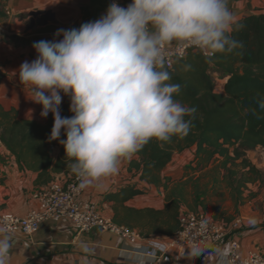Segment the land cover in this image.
Listing matches in <instances>:
<instances>
[{
    "label": "clouds",
    "instance_id": "1",
    "mask_svg": "<svg viewBox=\"0 0 264 264\" xmlns=\"http://www.w3.org/2000/svg\"><path fill=\"white\" fill-rule=\"evenodd\" d=\"M240 27L228 0L114 2L95 21L57 30L63 39L35 42L37 57L20 65L19 79L31 86L30 100L42 105L41 117L53 115L48 141L64 146L79 187L103 190L123 159L152 141L163 145L191 131L197 109L176 99L180 85L171 83L166 47H192L210 59L242 47L233 37ZM64 96L70 97V117L61 114ZM256 103L264 111V97ZM11 241L0 227V264H10ZM187 249L191 258L208 254L201 243ZM214 252L227 258L231 249Z\"/></svg>",
    "mask_w": 264,
    "mask_h": 264
},
{
    "label": "crops",
    "instance_id": "2",
    "mask_svg": "<svg viewBox=\"0 0 264 264\" xmlns=\"http://www.w3.org/2000/svg\"><path fill=\"white\" fill-rule=\"evenodd\" d=\"M131 2L132 0H125L123 7H127ZM109 5L108 0H0V70L2 71L0 72V103L5 108L15 107L21 118L46 123L51 113L47 118H42L40 115L43 110L42 105L30 100L31 86L21 83L18 73L20 65L25 61L31 62L36 59L37 53L33 48L35 42L63 39L62 36L55 35L57 30L79 28L83 23L95 21L106 14ZM228 5L235 11L237 19L255 13H264V0H228ZM6 8L11 11L10 15L7 14ZM35 12L39 14L35 16ZM220 80L224 89L226 79ZM67 97H63L62 103ZM30 110L33 111L30 113ZM60 146L59 142L55 145L53 150L55 158L60 156ZM186 150L190 159L183 163L182 168L171 167L174 163L173 158L162 171L163 182H166V179L171 180L169 189L181 179L189 178V175L184 176L186 174L184 166L194 158L195 147ZM136 157L134 155L131 159H123L119 173L104 180L103 190H97L95 187L86 188L79 199L95 201L103 214L112 219L117 211L124 216L129 208H164L169 190L167 191L164 185L158 186L141 179L140 174L130 168L131 160ZM248 157L264 171V147L250 151ZM211 167L203 170L204 175ZM192 175L193 173L190 174ZM198 175L199 173L197 177ZM36 176V173L28 169H21L16 156L2 145L0 147V209L24 216L34 208L37 205L34 193L42 187L35 183ZM72 177L74 176L70 171L55 174V179L67 180ZM222 177L221 182L225 184V188L218 184L219 177L215 178L217 184H211L209 181H203L200 174L197 183L202 190H207V194L202 198L205 200V207L200 205L192 209L185 205L182 211H203L226 221L227 224L241 218L242 227L237 230L230 228V233L224 240L208 247L207 255L202 254L197 258L186 256L180 261L174 256L166 255L153 264H223L225 258L216 255L214 249L223 248L225 245L230 247V240L233 237L242 243L244 252L250 249L264 252V183L260 181L248 183L247 189L239 195L226 181H223ZM191 183H194V180ZM131 184H135L136 188L143 192L124 202L107 198L110 192H117ZM192 186L193 184L190 186L191 193ZM146 218L144 215L141 220L146 221ZM123 224L127 225V223ZM132 228L137 231L141 229L140 226ZM11 234L10 264H138L139 260L143 259L132 254L131 250L135 244L128 240L100 229L79 233L74 222L67 217L43 221L38 231L32 235L19 231ZM171 236L152 232L146 236L141 235L139 244L150 243L162 250L167 246Z\"/></svg>",
    "mask_w": 264,
    "mask_h": 264
},
{
    "label": "trees",
    "instance_id": "3",
    "mask_svg": "<svg viewBox=\"0 0 264 264\" xmlns=\"http://www.w3.org/2000/svg\"><path fill=\"white\" fill-rule=\"evenodd\" d=\"M238 21L241 27L233 37L242 47L230 53H217L210 59L204 52L191 49L172 67L166 66L171 74V83L180 85L176 99L197 111L186 137H174L163 145L152 141L130 162V168L135 169L141 179L164 185L169 190L167 203L162 209L129 208L124 216L118 211L114 216L113 220L118 223L140 226L138 229L142 236L152 232L173 235L180 227V215L185 205L192 209L200 205L205 207L202 198L207 190H202L197 180L210 166L213 176L218 179L217 174L219 176L222 171L223 181L239 195L244 193L248 183H264V171L248 157L250 151L264 147V111L256 103L258 98L264 97V13L251 14ZM215 77L226 79L221 92L216 89ZM70 103V97L62 103V116L73 115ZM253 109L256 110L255 115ZM53 124L52 114L46 123H42L21 118L15 107L5 108L0 103V141L16 156L21 169L37 174L35 183L42 186L53 181L55 174L69 172L64 146H60L58 158L51 151L58 142L48 141ZM61 139H66V136L62 134ZM193 146L194 158L185 166L184 176L189 175V178L181 179L169 189L171 180L163 182V169L176 153ZM192 184L193 194L190 192ZM142 192L131 184L110 192L107 198L124 202ZM144 215L146 221L141 220ZM146 228L149 229L144 231Z\"/></svg>",
    "mask_w": 264,
    "mask_h": 264
},
{
    "label": "built area",
    "instance_id": "4",
    "mask_svg": "<svg viewBox=\"0 0 264 264\" xmlns=\"http://www.w3.org/2000/svg\"><path fill=\"white\" fill-rule=\"evenodd\" d=\"M118 3L122 7L125 0H108L109 4ZM7 14H11L6 8ZM192 47L180 48L176 45L166 47L167 67L186 57ZM55 145L52 146V150ZM85 189L79 187V181L74 176L70 179H54L47 185L38 188L34 193L37 205L24 216L0 209V227H6L10 233L22 232L27 235L36 233L41 223L48 219H71L79 233L100 229L110 232L135 244L132 254L143 257L138 264H153L159 258L169 255L177 261L187 256V248L192 243H201L207 247L218 244L230 233V228L237 230L242 227L243 220L237 218L230 224L217 219L203 211L184 210L180 215V227L175 232L167 246L162 250L150 243L139 244V231L126 224L114 221L103 214L97 203L86 199L81 201L80 195ZM231 252L223 264H264V252L259 249L243 251L242 243L235 237L230 240Z\"/></svg>",
    "mask_w": 264,
    "mask_h": 264
},
{
    "label": "rangeland",
    "instance_id": "5",
    "mask_svg": "<svg viewBox=\"0 0 264 264\" xmlns=\"http://www.w3.org/2000/svg\"><path fill=\"white\" fill-rule=\"evenodd\" d=\"M0 72L2 73V71L0 70ZM221 78L220 77H215V82H216V86H217V90L218 91H223L222 89V84L223 82L220 80ZM4 145L1 141H0V147ZM5 146V145H4ZM6 147V146H5ZM7 148V147H6ZM8 149V148H7ZM190 159V155H189V152L188 150L184 151V152H179V153H176L175 156H174V163L173 165L171 166L173 169H178V168H182L183 166V163L187 162L188 160ZM211 170L207 171L204 175V172L201 174L202 175V180L203 181H206V182H211V184H214L216 181H215V177L213 176L214 174L212 172H210ZM184 173H185V166H184ZM221 176H222V171H221V174H217V177H219L218 179V184H221L222 188H225V184L222 183L221 181ZM208 178V179H207ZM217 184V183H215Z\"/></svg>",
    "mask_w": 264,
    "mask_h": 264
},
{
    "label": "water",
    "instance_id": "6",
    "mask_svg": "<svg viewBox=\"0 0 264 264\" xmlns=\"http://www.w3.org/2000/svg\"><path fill=\"white\" fill-rule=\"evenodd\" d=\"M39 14V12H35L34 15L37 16ZM51 151L53 152V150L51 149Z\"/></svg>",
    "mask_w": 264,
    "mask_h": 264
}]
</instances>
